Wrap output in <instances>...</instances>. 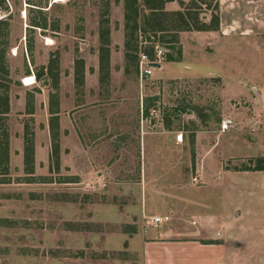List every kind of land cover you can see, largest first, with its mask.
Segmentation results:
<instances>
[{
	"label": "rangeland",
	"instance_id": "374dc122",
	"mask_svg": "<svg viewBox=\"0 0 264 264\" xmlns=\"http://www.w3.org/2000/svg\"><path fill=\"white\" fill-rule=\"evenodd\" d=\"M133 1L0 0V264H144L147 230L182 221L228 252V213L245 212L229 237L261 234V192L228 190L264 175L258 97L228 111L199 68L139 73L157 45L205 61L220 0Z\"/></svg>",
	"mask_w": 264,
	"mask_h": 264
},
{
	"label": "crops",
	"instance_id": "0c3cea01",
	"mask_svg": "<svg viewBox=\"0 0 264 264\" xmlns=\"http://www.w3.org/2000/svg\"><path fill=\"white\" fill-rule=\"evenodd\" d=\"M219 4L218 28L202 36L204 40L198 43L205 47V61L197 63V66H185V62L190 64L194 61H167L161 63L159 72L169 73L171 65H181L182 75L179 73L175 76L188 80L197 78L194 71L199 68L206 76L204 78L217 79L219 93L228 97V111L233 110L232 100L244 97L248 102L254 95L262 106L260 111L264 112V66L261 61V58L264 61V0H220ZM224 112L228 120L226 108ZM229 173L228 170V176ZM257 176L259 183L249 185L234 181L233 174H230L228 190L240 186L249 194L257 189L262 194L260 199H264L263 171ZM244 216L245 212L236 215L228 213V252L222 242H202L207 240L200 235L203 221L197 227L188 226L182 221L165 226L158 232L147 230V239L141 242L144 264H224L227 256L228 264H264L263 227L261 234L243 245L239 239L229 237ZM229 240L235 244H230Z\"/></svg>",
	"mask_w": 264,
	"mask_h": 264
},
{
	"label": "built area",
	"instance_id": "2783aa9c",
	"mask_svg": "<svg viewBox=\"0 0 264 264\" xmlns=\"http://www.w3.org/2000/svg\"><path fill=\"white\" fill-rule=\"evenodd\" d=\"M169 50L167 47H164L162 45L154 46L153 48V56H150L148 53L140 54L139 57V73L142 79H148L153 77L154 70L160 67L162 61L165 59V56L168 54ZM163 109H165V106H163ZM157 113L156 110L150 111V116H155L157 113V119H162L161 116V109H159ZM180 112V110H178ZM221 132H226L228 130V123L225 121L221 124ZM177 142L183 143L184 142V134L183 131H180L177 136ZM197 180V179H196ZM170 218L168 216L166 217H155L154 222L155 224L159 225L164 222H169Z\"/></svg>",
	"mask_w": 264,
	"mask_h": 264
},
{
	"label": "trees",
	"instance_id": "16d2710c",
	"mask_svg": "<svg viewBox=\"0 0 264 264\" xmlns=\"http://www.w3.org/2000/svg\"><path fill=\"white\" fill-rule=\"evenodd\" d=\"M142 1H144V0H142ZM137 3H139V0H134L133 1V6H136L137 7ZM138 8V7H137ZM136 11V14H137V12H138V10L136 9L135 10ZM145 16V15H144ZM216 19H217V22H218V26H219V16H217L216 17ZM184 24H187L186 22L184 23ZM142 28L144 29V32H147V30L149 29V22H148V20H147V18L145 17V20H144V22L142 23ZM173 47H171V49H172ZM169 49V48H168ZM150 56H153V51H149V52H147ZM181 57H182V52H181V50L178 52V57H175L174 56V54H172V53H168L167 54V59L169 60V61H179V60H181ZM146 112L148 113V107L146 108ZM35 177H32V179L31 180H36V179H34ZM41 180H43V181H46V180H48L47 178L46 179H42L43 177H39Z\"/></svg>",
	"mask_w": 264,
	"mask_h": 264
},
{
	"label": "bare ground",
	"instance_id": "6f19581e",
	"mask_svg": "<svg viewBox=\"0 0 264 264\" xmlns=\"http://www.w3.org/2000/svg\"><path fill=\"white\" fill-rule=\"evenodd\" d=\"M58 1H60V0H58ZM26 82H27V85H31V84H32L30 78H28V79L26 80Z\"/></svg>",
	"mask_w": 264,
	"mask_h": 264
}]
</instances>
